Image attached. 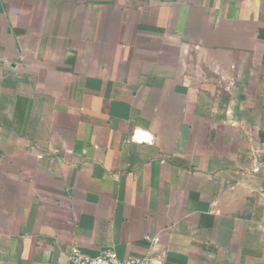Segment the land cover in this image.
I'll list each match as a JSON object with an SVG mask.
<instances>
[{
    "label": "crops",
    "instance_id": "1",
    "mask_svg": "<svg viewBox=\"0 0 264 264\" xmlns=\"http://www.w3.org/2000/svg\"><path fill=\"white\" fill-rule=\"evenodd\" d=\"M74 246L264 264V0H0V264Z\"/></svg>",
    "mask_w": 264,
    "mask_h": 264
},
{
    "label": "built area",
    "instance_id": "2",
    "mask_svg": "<svg viewBox=\"0 0 264 264\" xmlns=\"http://www.w3.org/2000/svg\"><path fill=\"white\" fill-rule=\"evenodd\" d=\"M69 262L70 264H145V261L137 256L118 258L110 248H103L97 256H86L77 246L72 248Z\"/></svg>",
    "mask_w": 264,
    "mask_h": 264
}]
</instances>
